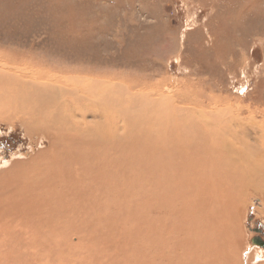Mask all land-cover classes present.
Returning a JSON list of instances; mask_svg holds the SVG:
<instances>
[{
	"label": "bare ground",
	"instance_id": "6f19581e",
	"mask_svg": "<svg viewBox=\"0 0 264 264\" xmlns=\"http://www.w3.org/2000/svg\"><path fill=\"white\" fill-rule=\"evenodd\" d=\"M7 72L0 120L40 149L0 165V264L254 263L236 233L248 195L264 198V117L117 77ZM131 187L139 204L115 207Z\"/></svg>",
	"mask_w": 264,
	"mask_h": 264
},
{
	"label": "rangeland",
	"instance_id": "374dc122",
	"mask_svg": "<svg viewBox=\"0 0 264 264\" xmlns=\"http://www.w3.org/2000/svg\"><path fill=\"white\" fill-rule=\"evenodd\" d=\"M0 67L26 80L94 74L145 94L191 91L261 120L264 0H0ZM17 119L0 120V165L40 149ZM130 189L109 192L115 207L139 204ZM260 196L248 195L236 233L253 264H264V248L252 243L255 229L264 231Z\"/></svg>",
	"mask_w": 264,
	"mask_h": 264
},
{
	"label": "flooded vegetation",
	"instance_id": "af4514ba",
	"mask_svg": "<svg viewBox=\"0 0 264 264\" xmlns=\"http://www.w3.org/2000/svg\"><path fill=\"white\" fill-rule=\"evenodd\" d=\"M255 231H256L257 233H255V234L253 235V237L256 238V239H258V240H261V241L264 242V231H263V228H262V227H257V228L255 229ZM253 237H252V238H253ZM263 248H264V247H263Z\"/></svg>",
	"mask_w": 264,
	"mask_h": 264
}]
</instances>
